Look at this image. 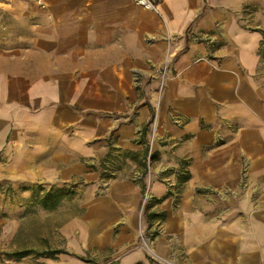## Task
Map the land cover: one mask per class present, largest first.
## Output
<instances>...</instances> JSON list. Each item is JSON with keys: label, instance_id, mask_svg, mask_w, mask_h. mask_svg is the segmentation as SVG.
<instances>
[{"label": "crops", "instance_id": "1", "mask_svg": "<svg viewBox=\"0 0 264 264\" xmlns=\"http://www.w3.org/2000/svg\"><path fill=\"white\" fill-rule=\"evenodd\" d=\"M151 2L0 0V196L87 185L71 264H261L264 29Z\"/></svg>", "mask_w": 264, "mask_h": 264}, {"label": "rangeland", "instance_id": "2", "mask_svg": "<svg viewBox=\"0 0 264 264\" xmlns=\"http://www.w3.org/2000/svg\"><path fill=\"white\" fill-rule=\"evenodd\" d=\"M242 15L245 24L264 29V0H246ZM19 188H30L31 196L16 194L12 188L6 189L5 197L0 196V203L8 204L7 212L3 215L0 213V264H71L72 256L79 249L77 222L89 201L87 185L77 180L74 188H67L70 193L63 194L59 203L52 208H43L34 200L43 190L60 187L31 183ZM94 197L92 195L91 199ZM149 232L151 229L140 230L138 240L140 245L146 247L147 253H152L149 248ZM17 249H61L64 252L53 257L31 253L15 258L10 253ZM96 252L97 247H93L86 253L89 255ZM97 253L101 259L108 254V249L101 248ZM95 264L103 263L100 260Z\"/></svg>", "mask_w": 264, "mask_h": 264}, {"label": "trees", "instance_id": "3", "mask_svg": "<svg viewBox=\"0 0 264 264\" xmlns=\"http://www.w3.org/2000/svg\"><path fill=\"white\" fill-rule=\"evenodd\" d=\"M146 152H147V148L144 150V155L146 154ZM143 189H144V185H142V190ZM68 193L70 192L62 188H50L49 190H43V192L39 194L34 201L43 208H52L53 206H56L59 203L60 197L63 194H68ZM156 215L157 214H152L151 216L154 217ZM62 252L64 251L61 249H43L40 251H35L34 249H19V250L17 249L12 251L10 254L15 258H21L31 253H35L38 256L53 257L56 254Z\"/></svg>", "mask_w": 264, "mask_h": 264}, {"label": "built area", "instance_id": "4", "mask_svg": "<svg viewBox=\"0 0 264 264\" xmlns=\"http://www.w3.org/2000/svg\"><path fill=\"white\" fill-rule=\"evenodd\" d=\"M31 1L37 5H40V6H42L44 4V0H31ZM134 2L138 5H141V6L146 7V8H153L154 7L151 0H134ZM161 75H162V77L167 75V68L166 67H164L161 70ZM154 128H155V125H153V130H154ZM261 264H264V261H262Z\"/></svg>", "mask_w": 264, "mask_h": 264}]
</instances>
